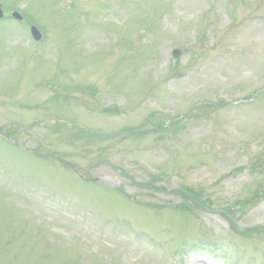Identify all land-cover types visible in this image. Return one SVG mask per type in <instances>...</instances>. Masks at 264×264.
Here are the masks:
<instances>
[{
	"label": "rangeland",
	"instance_id": "1",
	"mask_svg": "<svg viewBox=\"0 0 264 264\" xmlns=\"http://www.w3.org/2000/svg\"><path fill=\"white\" fill-rule=\"evenodd\" d=\"M0 3V264H264V0Z\"/></svg>",
	"mask_w": 264,
	"mask_h": 264
},
{
	"label": "water",
	"instance_id": "2",
	"mask_svg": "<svg viewBox=\"0 0 264 264\" xmlns=\"http://www.w3.org/2000/svg\"><path fill=\"white\" fill-rule=\"evenodd\" d=\"M0 16H1V14H0ZM32 32H33V34H34V37L37 38V36H36L37 34L34 32V30H32ZM173 54H174V56H176V57L178 56V53H177V52H174Z\"/></svg>",
	"mask_w": 264,
	"mask_h": 264
}]
</instances>
